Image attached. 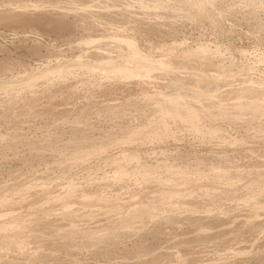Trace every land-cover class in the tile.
Masks as SVG:
<instances>
[{
    "label": "rangeland",
    "instance_id": "374dc122",
    "mask_svg": "<svg viewBox=\"0 0 264 264\" xmlns=\"http://www.w3.org/2000/svg\"><path fill=\"white\" fill-rule=\"evenodd\" d=\"M0 264H264V0H0Z\"/></svg>",
    "mask_w": 264,
    "mask_h": 264
},
{
    "label": "bare ground",
    "instance_id": "6f19581e",
    "mask_svg": "<svg viewBox=\"0 0 264 264\" xmlns=\"http://www.w3.org/2000/svg\"><path fill=\"white\" fill-rule=\"evenodd\" d=\"M60 28V27H59ZM99 36V35H98ZM103 37V36H102ZM91 38V37H90ZM93 38V37H92ZM87 39H89L88 37H87ZM99 40V39H98ZM97 41V40H96ZM87 42H89V41H87ZM93 42V41H92ZM95 42V41H94ZM100 42V41H99ZM97 43V42H96ZM97 45H99V44H97ZM99 47V46H98ZM103 53V52H102ZM109 61V60H108ZM108 61H106V62H108ZM158 63H159V61H158ZM161 63H162V61H161ZM165 65V64H164ZM123 70H127L126 68L125 69H123ZM76 71V70H75ZM69 73V72H68ZM74 73V72H73ZM64 74V73H63ZM72 74V73H71ZM260 206V205H259Z\"/></svg>",
    "mask_w": 264,
    "mask_h": 264
},
{
    "label": "snow or ice",
    "instance_id": "6c2138e0",
    "mask_svg": "<svg viewBox=\"0 0 264 264\" xmlns=\"http://www.w3.org/2000/svg\"><path fill=\"white\" fill-rule=\"evenodd\" d=\"M34 7H35V5H34Z\"/></svg>",
    "mask_w": 264,
    "mask_h": 264
}]
</instances>
